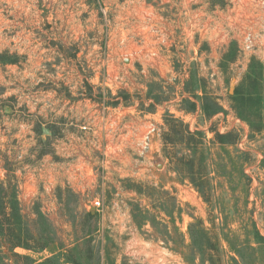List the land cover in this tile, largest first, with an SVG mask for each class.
Here are the masks:
<instances>
[{
  "label": "rangeland",
  "instance_id": "1",
  "mask_svg": "<svg viewBox=\"0 0 264 264\" xmlns=\"http://www.w3.org/2000/svg\"><path fill=\"white\" fill-rule=\"evenodd\" d=\"M0 53L15 60L0 61V178L13 177L23 215L55 240L15 252L264 264V108L251 131L228 99L251 58L264 64V0H0ZM205 94L222 107L209 119ZM170 114L201 133L207 200L179 162L193 154L162 144ZM216 130L234 143H215ZM196 220L216 250L194 253ZM0 250V264H15Z\"/></svg>",
  "mask_w": 264,
  "mask_h": 264
},
{
  "label": "trees",
  "instance_id": "2",
  "mask_svg": "<svg viewBox=\"0 0 264 264\" xmlns=\"http://www.w3.org/2000/svg\"><path fill=\"white\" fill-rule=\"evenodd\" d=\"M212 5V8L225 6V4L216 5L213 3ZM231 50L229 49L225 54L227 61L234 59ZM0 61L2 63H15V60H8L3 53H0ZM228 99L234 115L245 121L251 131H260L264 108V64L251 58L246 74L240 84L235 87L234 93L228 96ZM193 110H195L194 102L190 108H185V112ZM201 110L203 115L209 119L222 111V107L214 98H209L205 94L202 98ZM163 123L166 127L162 133L163 146L174 147L176 144L182 143L193 154L180 157L179 162H182L184 166L186 179L201 197L207 200L209 190L204 187L203 169L205 167L204 156L200 152L202 146L201 133L198 130L191 131L186 123L175 118L172 114L165 117ZM232 135L231 132L220 133L216 130L213 140L220 145L232 144L234 143ZM88 216L91 217L90 213ZM188 233L191 246L195 247L194 253L217 249L202 221L196 220L191 223L188 227ZM54 246L55 240L45 230L34 228L23 215L13 177L6 173L3 179L0 178V249L5 247L15 264H81L78 259L80 255L78 254L79 257H76L74 254L78 250L77 246L64 250L63 245L59 244L56 247L58 252L55 253L53 250L50 256L40 260L29 254L15 252V249L19 248L38 254L46 249L52 250L55 248ZM210 258V264H218L212 261L211 256ZM231 264L237 263L231 262Z\"/></svg>",
  "mask_w": 264,
  "mask_h": 264
},
{
  "label": "built area",
  "instance_id": "3",
  "mask_svg": "<svg viewBox=\"0 0 264 264\" xmlns=\"http://www.w3.org/2000/svg\"><path fill=\"white\" fill-rule=\"evenodd\" d=\"M155 132L156 133L158 132L157 127H155L154 125H151L148 127L147 131L144 133L142 140H141V147L143 151L150 150L151 142H152L151 138ZM93 205L94 207H99L100 201L95 200Z\"/></svg>",
  "mask_w": 264,
  "mask_h": 264
},
{
  "label": "water",
  "instance_id": "4",
  "mask_svg": "<svg viewBox=\"0 0 264 264\" xmlns=\"http://www.w3.org/2000/svg\"><path fill=\"white\" fill-rule=\"evenodd\" d=\"M233 89H234V86L233 85H230L229 94H233Z\"/></svg>",
  "mask_w": 264,
  "mask_h": 264
}]
</instances>
